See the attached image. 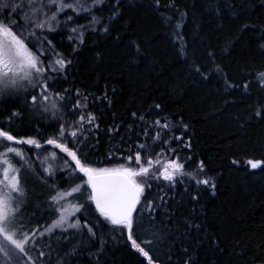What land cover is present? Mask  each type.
I'll list each match as a JSON object with an SVG mask.
<instances>
[{"label":"trees","instance_id":"16d2710c","mask_svg":"<svg viewBox=\"0 0 264 264\" xmlns=\"http://www.w3.org/2000/svg\"><path fill=\"white\" fill-rule=\"evenodd\" d=\"M168 3L169 0H161L157 8L154 0H124L122 16L112 25L111 34L96 32L89 36L79 54L73 53L70 57L73 63L67 78L61 77L52 88L69 89L73 97L78 88L88 95V111L98 116L100 128L89 137L91 147L81 155L86 154L94 167L112 168L126 163L129 147L126 141L130 138L135 144L137 134L143 141L140 121L134 123L131 118L133 111L143 113L149 122L158 118L159 111L161 117L173 124L181 121L187 124L184 140L191 142V149L177 143H172V147L177 148L186 170H192L203 160L207 175L216 177L217 196H206L201 203L208 225L227 250L224 255H217L204 249L202 255L208 264H246L247 256L256 251V244L264 240V172L249 174L243 164L234 167L231 160L243 158L246 161L264 154V122L247 123L258 100L264 103V99H260L264 92L255 82L257 73L264 71V49L260 47L264 43L260 40L264 36V0H175L176 8L166 7ZM110 8L111 5L103 13L105 20ZM176 9L186 15L181 19ZM177 23H180L179 28ZM133 42L140 46L143 55L131 54L135 53V47H129ZM181 43L188 46L189 54L195 52L202 56L207 51L215 52V61H208L203 69L208 79L194 75L189 65L178 57ZM61 50L65 54L72 52L66 44ZM225 78L228 83L241 86L246 80L250 81L251 88L247 93L242 87L225 91ZM31 92V88L28 92L21 89L17 94L0 97V124L7 129L9 115L18 111L22 116L13 118L12 134L44 143L58 130L59 123L55 122L51 111L45 114L30 104ZM104 93L108 94V99H93ZM74 103L75 99L65 102L58 115L66 113ZM157 103L162 111L149 107ZM78 115L63 118L70 123ZM117 125H121L119 134H110L108 129ZM130 127L134 133L129 132ZM182 133L181 126L169 136ZM154 151L159 152L160 147H155ZM188 156L194 159L187 161ZM35 171L43 189L37 185L38 196L25 200L28 208L25 218L36 214L33 227L35 221L44 225L53 219L46 205L48 185L68 186L64 173L58 172L45 184L44 177ZM183 189L184 185L177 188V199L183 200L177 208L187 213L192 205L187 195H183ZM155 193V189L147 191V199H153ZM81 215L97 225V234L104 235L108 241L104 264H139L142 259L139 254L126 243V237L121 239L119 231L114 234L111 226L98 218L94 205L83 214L77 213L76 218ZM84 222L81 219V223ZM101 224L105 226L100 227ZM40 245H51L53 249L85 247L84 254L74 257L71 264H88L90 258L87 249L91 245L86 230H71L70 235L56 230L53 235L43 237ZM44 250L47 252L48 248ZM56 259L53 251V264Z\"/></svg>","mask_w":264,"mask_h":264},{"label":"snow or ice","instance_id":"6c2138e0","mask_svg":"<svg viewBox=\"0 0 264 264\" xmlns=\"http://www.w3.org/2000/svg\"><path fill=\"white\" fill-rule=\"evenodd\" d=\"M123 3L124 0H0V97L17 94L21 89L28 92L31 88L30 104L45 114L51 111L59 128L44 141L52 146L53 151L43 159L37 156L42 168L40 174L47 184L48 179L58 172L64 173L68 185H48L46 205L53 219L44 225L35 221L36 226L33 227L36 214L25 218L28 211L26 186L21 182L20 169L15 167L10 157L24 159L22 151L15 145L27 144L37 149L43 146L36 138H18L12 134L11 122L22 114L11 112L8 128L0 124V144H3V151H0V264H53V251L57 254L55 264H71L74 257L84 254L85 247L77 250L67 246L60 249H53L51 245L41 246V239L53 235L56 230L69 235L71 230H86L91 245L87 249L90 255L88 264H104L107 239L97 234V225L91 224L86 217L76 218L77 213L83 214L92 205L98 218L110 225L114 234L119 231L121 239L126 237V243L142 258L139 264H208L202 255L204 249L217 255H224L227 251L221 246L220 237L208 225L201 203L206 196H217L216 177L207 175L203 160L192 170H186L177 148L172 147V143H177L191 149V142L184 140L189 127L187 124L183 121L173 124L161 117L159 111L156 113L158 118L149 122L143 113L133 111L131 118L134 123L140 121L143 141L139 134L135 144L130 138L126 141L129 144L126 163L112 168L94 167L86 154L81 155L91 147L89 137L100 128L98 116L88 111V95L82 94L78 88L74 97L69 89L59 91L52 88L58 79L67 78L73 63L70 57L73 53L79 54L89 36L96 32L111 34L112 25L122 16ZM154 4L160 8L161 0H154ZM109 5L110 14L105 20L103 13ZM166 7L176 8L175 0H169ZM179 15L182 19L186 13L179 12ZM80 20L86 22L79 23ZM179 27L180 23H177ZM57 35L62 38L60 42L55 39ZM179 38L183 41L182 36ZM260 40L264 41V36ZM65 43L72 49L71 53L65 54L61 50ZM133 46L135 53L131 54L143 55L139 45L133 42L129 47ZM260 47L264 49V43ZM177 55L189 65L194 75L209 78L203 69L208 61H215L214 51L197 56L195 52L189 54L188 46L181 43ZM225 80V91L242 87L247 93L251 88V82L247 80L242 86L228 83L227 78ZM255 82L264 92V71L257 73ZM72 99H75L72 108L58 115L64 103ZM93 99L103 101L108 99V94ZM108 103L111 104V100ZM149 107L162 111L158 103ZM76 113L79 115L70 123L63 118ZM253 121L264 122V103H259V100L248 115L247 123L251 125ZM181 126V135L169 136ZM120 127L109 128L108 132L119 134ZM128 130L135 132L132 127ZM155 147H160V151L155 152ZM56 149L69 158L63 159L62 166ZM165 151L175 158L166 156ZM193 159L192 156L187 157V161ZM241 164L249 174L264 172V154L246 161L243 158L231 160L234 167ZM76 180L81 182L76 183ZM180 185H184L183 195H187L192 205L187 213L177 208L183 202L182 198L177 199ZM152 189L156 190L155 196L148 200L146 192ZM81 219L85 220L83 224ZM44 247L48 248L47 252ZM244 255L242 252L241 257ZM246 264H264V240L256 244V251L247 256Z\"/></svg>","mask_w":264,"mask_h":264},{"label":"rangeland","instance_id":"374dc122","mask_svg":"<svg viewBox=\"0 0 264 264\" xmlns=\"http://www.w3.org/2000/svg\"><path fill=\"white\" fill-rule=\"evenodd\" d=\"M85 22H86L85 20L79 21V23H85ZM56 38L60 41L62 39L59 35H57ZM41 144L43 146L41 149H37L34 146H29L27 144L15 145L17 148H19L22 151L24 159H20L19 157H10L13 160L15 167L20 169L21 182L26 186V191H27L26 199H28L30 196L31 197H33L34 195L38 196L37 195L39 194L38 189H35L37 185L42 188V184H40V181L35 171L36 169L40 173L42 172V168L40 166L39 160L37 159V156H39L40 159H43L46 155H48L49 152L53 151L52 146L47 145L45 143H41ZM0 151H3V144H0ZM55 151L57 152L58 157H60L59 163L62 166V161L65 157V154L60 153L58 149H56ZM165 155L169 156V158H175L170 156V154L167 153V151H165ZM184 179L185 182H188L187 177H185ZM42 194L45 193L43 192Z\"/></svg>","mask_w":264,"mask_h":264}]
</instances>
